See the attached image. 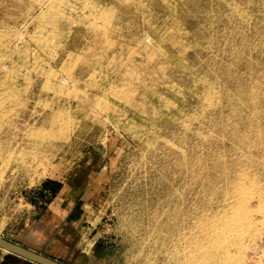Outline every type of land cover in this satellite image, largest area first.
I'll return each instance as SVG.
<instances>
[{"label":"rangeland","instance_id":"obj_1","mask_svg":"<svg viewBox=\"0 0 264 264\" xmlns=\"http://www.w3.org/2000/svg\"><path fill=\"white\" fill-rule=\"evenodd\" d=\"M0 237L264 264V0H0Z\"/></svg>","mask_w":264,"mask_h":264},{"label":"water","instance_id":"obj_2","mask_svg":"<svg viewBox=\"0 0 264 264\" xmlns=\"http://www.w3.org/2000/svg\"><path fill=\"white\" fill-rule=\"evenodd\" d=\"M0 248H4L9 252L15 253L24 257L25 259L34 261L38 264H61L49 257H46L42 254H39L33 250L24 248L18 244H15L11 241H8L2 237H0Z\"/></svg>","mask_w":264,"mask_h":264},{"label":"bare ground","instance_id":"obj_3","mask_svg":"<svg viewBox=\"0 0 264 264\" xmlns=\"http://www.w3.org/2000/svg\"><path fill=\"white\" fill-rule=\"evenodd\" d=\"M237 237V236H236ZM240 237V236H239ZM229 239V238H228ZM227 242V241H226ZM230 242V241H229ZM222 243V242H221ZM221 243H220V246L219 247H221L222 245H221ZM228 245V244H227ZM232 245V244H231ZM223 247V246H222ZM4 249V248H3ZM6 250V249H5ZM8 251V250H7ZM188 263V262H187ZM188 264H190V263H188Z\"/></svg>","mask_w":264,"mask_h":264}]
</instances>
